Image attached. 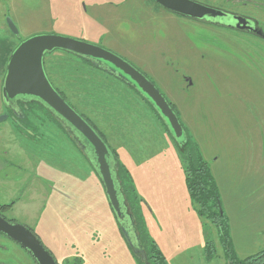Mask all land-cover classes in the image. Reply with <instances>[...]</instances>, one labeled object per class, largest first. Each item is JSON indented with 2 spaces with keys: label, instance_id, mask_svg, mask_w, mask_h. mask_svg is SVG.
<instances>
[{
  "label": "rangeland",
  "instance_id": "rangeland-1",
  "mask_svg": "<svg viewBox=\"0 0 264 264\" xmlns=\"http://www.w3.org/2000/svg\"><path fill=\"white\" fill-rule=\"evenodd\" d=\"M0 4L4 7L0 20H13L20 43L56 34L105 49L112 46L115 49L107 50L167 84L182 126L213 174L235 254L245 259L264 250V71L236 63L231 67L233 79L223 87L225 59H240L218 52L220 63L215 68L210 57L189 42L191 38L201 44L190 22L165 13L154 15L155 7L145 0H0ZM100 34L105 37L96 42ZM0 46L5 48L1 41ZM54 57L66 61L61 51ZM79 65L86 66L81 61ZM185 72L191 73L195 85L186 87ZM208 72L216 74L220 86L211 84ZM98 74V80L85 84L95 88L88 89L91 96L83 99L93 106L97 130L117 152L123 176L134 184L147 231L166 263L226 264L215 225L199 215L190 195L179 147L125 83ZM31 135L11 120L0 122V205L15 202L4 212L6 220L34 230L61 264L76 259L80 264H138L104 185L99 179L95 182L79 150L66 140V160L54 159L53 153L42 154L48 158L32 155ZM9 150L14 154L5 155ZM50 159L56 167L66 164L62 171L44 176L57 177L63 184L59 183L72 197L66 206L50 199L51 190L35 180V169L45 172L53 165ZM26 180L32 186L25 190ZM208 240L216 247L209 260L204 249ZM0 264L35 263L19 245L0 235Z\"/></svg>",
  "mask_w": 264,
  "mask_h": 264
},
{
  "label": "flooded vegetation",
  "instance_id": "flooded-vegetation-1",
  "mask_svg": "<svg viewBox=\"0 0 264 264\" xmlns=\"http://www.w3.org/2000/svg\"><path fill=\"white\" fill-rule=\"evenodd\" d=\"M188 1L197 5V6L194 5L195 8H199V7L202 8L200 16H197L194 14L190 15V14H183L180 12H176V11L163 7L155 0H145V2L150 7H155L156 13H154V15H160V13H165V15L170 17L171 19H179L181 21L190 22V25H192L193 27V32L200 34L201 44H199L197 41L191 38H188L189 42L196 43V47L198 48V53L207 54L210 57L215 68H217L216 66L217 63H220L218 52H223L228 57H238L240 59V62H233L228 59H225L227 65L223 69V73H222L223 87L227 83H230L231 80L233 79V75H235V72L231 69V67L236 63H240V64H243L241 62H244V64L248 63L249 66L255 67L260 72L264 71V0H188ZM3 12H4V7L2 4H0V19L2 17ZM194 13L196 14L195 11ZM6 15L7 14H5V17ZM8 19L6 20L4 18L3 21L0 20V41L5 47L3 48L0 46V93H1L0 105H1V110L3 111L1 112L0 117L7 116L6 120H11L15 125L20 126L22 127L23 130L27 131L28 134H33L31 136L35 138V146L34 148H32L33 149L32 151H29L32 155H41V156H45L46 158H48L46 155H42V154L53 153L52 157L54 159L57 158L58 160H61V159L66 160V152H68V148L66 151V140H67L69 145H74L79 150L81 154V158L83 160V164L88 165L89 169L96 176L95 182L99 179L100 182L104 185L102 178L100 177L96 158L94 156V152L92 151L91 146L85 142V140L82 138V136L77 131H75L71 126L66 124L65 120H63L62 118L54 114V112L44 102H42L41 100L35 97L20 96L14 100L9 99V101H7V99L5 98L4 83H5V79L7 75L9 59L11 55L13 54V52L22 43V41L20 43L17 40V38H19L20 33L15 34L12 31L10 25L7 22ZM104 37L105 36L100 34L96 37L95 40L96 42H101ZM91 40L92 39H89L88 41H91ZM107 49L110 50V49H115V48L112 46H108ZM198 53H196V55H198ZM53 55H54V52L47 53L45 55L44 67H45V72H46L48 80L50 81L52 86L55 88V76L53 72L51 73L49 71V63H50L49 60L52 59ZM141 73H143V71ZM176 73H179V72H176ZM143 74L155 84V86L160 90V92L163 94V96L166 98L168 103L172 106V108L175 110V112L177 113L179 117L180 114H178L176 106H175L177 104H175L174 100H172L173 96L171 92L169 91L170 88L166 87L167 84L160 83L154 76L147 75L145 72ZM207 76L209 80L211 81V84L214 83L217 87L220 86V79L216 76L215 73L211 72L210 74L208 72ZM182 79L185 82L186 87L195 85L190 72H185L182 75ZM170 85H171V88L174 87L173 83H170ZM127 88L130 92V95L138 102L139 105L148 106L150 104V101L147 97H142L139 93H137L130 86H127ZM185 90L189 92L188 88H185ZM147 114L148 116L151 115L149 109H148ZM162 127H163L162 128L163 133L166 135V137H169L166 132V128L164 126ZM97 133L100 136H102V139L105 141V143L107 144L110 150L109 155L107 156V159L111 167V171H112L114 182H115V187H116V190L118 191V198L121 203V211H122L121 220H119L115 212L114 211L113 212H114L116 219L118 220L120 231L122 232L123 236L125 235L122 231V228H125L126 231L128 232L132 244L128 240H127L128 241L127 243L130 248V251L132 252L138 264H156L155 262L156 259L150 253V250H151V246H153L154 244H157V242L151 238L150 234L147 231L146 226H145V233L142 231L139 232L137 230L136 220L131 211L130 203L123 194L119 178L116 175L117 173L115 174L116 165L113 159L114 157H112V150L113 151L115 150L108 144L107 139L102 132L99 133L98 131ZM179 143L182 144L183 141L179 140ZM8 153L9 155L14 154V152L10 150L9 152L7 151L4 152L5 155H8ZM67 154L71 155L70 152ZM116 155H117V160H118L117 152H116ZM34 157L37 158L38 156L37 157L34 156ZM54 159H50L51 164H53L54 166L51 165V167H47V170L43 169V171L45 172H42L41 169H38V170L37 168L35 169L34 174L37 177L38 175L43 177V178L38 177L39 179L42 180L41 184L38 183L37 177L35 180L37 184L40 185L42 188L46 187L49 190H51V193L48 196L50 197V199H52L55 203L58 202L59 204L66 206V202L71 200L72 197L65 192V188H62L63 184L60 182V180H58L57 177L56 178L52 177V180L47 178L49 177L48 176L49 172L62 171L64 166L66 165V164H63L59 167H56L55 166L56 162L54 161ZM71 159H74V157H72ZM19 168L20 167H17L16 170H19ZM20 169H23V168H20ZM13 175L14 174L11 172L10 176H13ZM44 176H47V177H44ZM59 183L62 185H60ZM31 186H32V183H29L28 180H26L25 190L30 189ZM55 194H57L56 197H54ZM14 205H15V202L11 204L0 205V217L6 219V217L4 216V212H6L7 209L11 208V206L14 207ZM137 207L140 211L141 218H143L144 220L143 212H142V205H141V202H139V199L137 200ZM130 215L132 216V218ZM24 227L30 230L38 238L41 244L54 258L55 262L59 264L60 263L59 260L44 245L43 241L40 239V236L34 230L26 226ZM143 234L147 235V241H145ZM216 234L218 235V232ZM0 235L8 238L4 234H0ZM219 236L220 235H218V239H219ZM10 240L13 241L12 239ZM133 248L137 250V253L133 252L134 251ZM158 248H159V245H158ZM21 249L26 252V254L33 260L35 264H39L37 260L33 257V255L30 253V251L24 249L23 247H21ZM223 249H224L223 252L225 255L226 264H228L229 260H227L226 258L231 257V256H229L226 253V250L224 247ZM234 251L235 250L233 246V252ZM206 255H207V247H206ZM233 257L239 260H246L252 256L245 258V259H240L234 252ZM206 259H208V255L206 256ZM80 261H81L80 259H76L73 261H70V260L66 261V263L80 264Z\"/></svg>",
  "mask_w": 264,
  "mask_h": 264
},
{
  "label": "water",
  "instance_id": "water-1",
  "mask_svg": "<svg viewBox=\"0 0 264 264\" xmlns=\"http://www.w3.org/2000/svg\"><path fill=\"white\" fill-rule=\"evenodd\" d=\"M155 1L167 9L183 14L200 16L202 11V8H195L197 5L188 0ZM7 22L12 31L18 34L19 31L13 21L8 19ZM55 51H63L84 58L97 68L132 87L142 97H147L174 140L185 139L186 132L177 113L155 84L128 61L111 51L82 40L53 34L32 37L22 42L13 52L9 59L4 83L5 98L9 101V99L14 100L20 96L35 97L44 102L54 114L65 120L66 124L82 136L94 152L98 171L105 185L110 204L118 219L121 220V203L107 159L110 152L107 144L92 126L66 102L47 78L44 57L47 53ZM6 119L7 116L0 117V122ZM122 231L132 244L126 229L122 228ZM0 234L6 235L30 251L39 264H57L38 238L24 226L12 224L0 217ZM133 250L137 253L136 249L133 248Z\"/></svg>",
  "mask_w": 264,
  "mask_h": 264
},
{
  "label": "trees",
  "instance_id": "trees-1",
  "mask_svg": "<svg viewBox=\"0 0 264 264\" xmlns=\"http://www.w3.org/2000/svg\"><path fill=\"white\" fill-rule=\"evenodd\" d=\"M56 52L58 51H55L54 54ZM63 53L66 54V61L64 58L55 59L54 55L52 56V59L49 60V71L51 73L53 72L55 76V83L57 84L55 88L58 93L66 100V102L97 131V128L93 122L94 114H91V108L93 106L87 104L85 99H83V97L87 98L88 95L91 96V94L88 93V89L95 87L92 84L89 87H85V84L88 82V80L91 82H93V80H98V73H108L97 68L84 58L74 56L67 52ZM80 61L81 64H86L88 68L83 65L80 66ZM64 63H66V68ZM148 108L151 115L160 121L161 125L166 128V132L173 141L174 145H176L177 148L179 147V152L186 162V183L190 195L197 205L199 215L202 218H208V221L215 225L218 235H220V243L225 248L226 253L231 256L226 258L229 260L228 264H264V250L246 260H239L233 257V242L231 241L230 237L228 219L225 213L222 211L218 187L210 167L202 159L201 153L199 152L198 148H196L195 142L191 140L185 128L184 130L186 132V137L184 140H182L183 143L180 144L179 141L172 138L169 129L164 124V122H162L156 110L150 104L148 105ZM112 157H114L113 159L116 165L115 174L117 173L116 175L119 178L123 194L130 203L131 211L136 220V228L139 232L142 231L145 233V223L143 218H141L140 211L137 207L138 196L137 193H135V186L128 181L126 175L123 176L125 169L121 163L118 162L116 151L112 150ZM143 235L145 241H147V235ZM206 244L209 260L214 257L216 249L212 240H208ZM150 253L156 259V264H167L157 244L151 246Z\"/></svg>",
  "mask_w": 264,
  "mask_h": 264
},
{
  "label": "crops",
  "instance_id": "crops-1",
  "mask_svg": "<svg viewBox=\"0 0 264 264\" xmlns=\"http://www.w3.org/2000/svg\"><path fill=\"white\" fill-rule=\"evenodd\" d=\"M166 136V135H165ZM158 244V243H157ZM204 249L206 250V242H205V244H204ZM206 252V251H205Z\"/></svg>",
  "mask_w": 264,
  "mask_h": 264
}]
</instances>
